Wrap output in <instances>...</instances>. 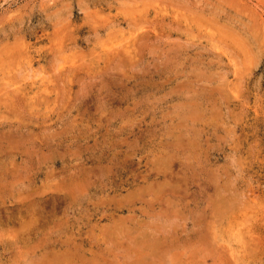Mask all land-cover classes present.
Segmentation results:
<instances>
[{"label": "rangeland", "instance_id": "1", "mask_svg": "<svg viewBox=\"0 0 264 264\" xmlns=\"http://www.w3.org/2000/svg\"><path fill=\"white\" fill-rule=\"evenodd\" d=\"M0 78V264H264V0H0Z\"/></svg>", "mask_w": 264, "mask_h": 264}, {"label": "bare ground", "instance_id": "2", "mask_svg": "<svg viewBox=\"0 0 264 264\" xmlns=\"http://www.w3.org/2000/svg\"><path fill=\"white\" fill-rule=\"evenodd\" d=\"M158 10L161 11V9H158ZM162 10H164V9H162ZM165 11H166V8H165ZM153 12H154V11H153ZM155 12H156V10H155ZM169 12H170V11H169ZM173 12H174V11H173ZM156 13H157V12H156ZM156 13H155V14H156ZM161 13H162V12H161ZM167 13H168V12H167ZM167 13H166V14H167ZM178 13H179V12H178ZM142 14H144V13H142ZM153 14H154V13H153ZM182 14H183V13H182ZM182 14H181V15H182ZM138 15H139V14H138ZM144 15H145V14H144ZM147 15H148V14H147ZM171 16H172V14H171ZM187 16H188V15H187ZM116 17H117V16H116ZM131 17L133 18V16H131ZM141 17H142V16H141ZM155 17H156V16H155ZM162 17H163V16H162ZM195 17H196V16H195ZM135 18H136V17H135ZM178 18H179V17H178ZM178 18H177V19H178ZM182 19H183V18H182ZM123 20H124V19H123ZM148 20H149V19H148ZM151 20H152V19H151ZM151 20H150V21H151ZM116 21L118 22V20H116ZM126 21H128V20H126ZM131 21H132V20H131ZM131 21H130V23H131ZM161 21H162V20H161ZM178 21H179V20H178ZM110 22H112V21H110ZM113 22H114V21H113ZM152 22H153V21H152ZM175 22H176V21H175ZM179 22H180V21H179ZM153 23H154V22H153ZM157 23H158V22H157ZM177 23H178V22H177ZM110 24H111V23H110ZM110 24H107V25H110ZM119 24L121 25V23H119ZM126 24H127V23H126ZM131 25H132V24H131ZM157 25H158V24H157ZM155 26H156V25H155ZM121 28H122V27H121ZM129 28H130V27H129ZM131 28L133 29V26H132ZM114 33H115V32H114ZM132 34H133V33H132ZM133 35H134V34H133ZM136 36H137V35H136ZM130 38H131V36H130ZM130 38H129V39H130ZM109 42H110V41H109ZM111 44H112V43H111ZM115 45H116V44H115ZM120 45H121V44H120ZM122 47H124V46H122ZM122 47H121V48H122ZM126 47H127V46H126ZM119 48H120V47H119ZM108 51H109V50H108ZM108 51H107V52H108ZM107 52H106V53H107ZM115 52H116V51H115ZM116 53H117V52H116ZM107 55H109V54L107 53L106 56H107ZM27 56H28V55H27ZM25 57H26V56H25ZM29 57H30V56H29ZM104 57H105V56H104ZM22 59H23V58H22ZM31 59H33V58H31ZM18 62H19V61H18ZM30 62H31V61H30ZM20 63H21V62H20ZM28 63H29V62H28ZM23 64H24V63H23ZM23 64H22V65H23ZM17 65H18V64H16L15 66H17ZM20 65H21V64H20ZM31 65H32V64H31ZM23 66H24V65H23ZM27 66H28V65H27ZM34 66H35V65H34ZM25 67H26V66H25ZM26 68H27V67H26ZM19 69H20V67H19ZM29 69H30V68H29ZM14 70H15V69H14ZM27 70H28V69H27ZM30 70H31V69H30ZM35 70H36V69H35ZM35 70H33V72H34ZM62 71H63V70H62ZM13 72H14V71H13ZM26 72H27V71H26ZM40 72H41V71H40ZM28 73H29V72H28ZM41 73H42V72H41ZM41 73H40V75H41ZM29 75H30V74H29ZM42 75H43V73H42ZM26 76H27V75H26ZM46 76H47V75H46ZM28 77H29V76H28ZM34 77H36L35 74H34ZM34 77H33V78H34ZM31 78H32V77H31ZM0 79H1V78H0ZM2 79H3V78H2ZM42 79H43V78H42ZM32 80H33V79H32ZM34 80H35V79H34ZM50 80H51V79H50ZM45 81H46V80H45ZM52 81H53V80H52ZM47 82H48V81H47ZM47 82H46V84H47ZM41 83H42V82H41ZM44 83H45V82H44ZM48 83H49V82H48ZM51 83H52V82H51ZM7 84H8V83H7ZM49 84H50V83H49ZM53 84H54V83H53ZM54 85H55V84H54ZM32 86H33V85H32ZM43 86H44V85H43ZM45 86H46V85H45ZM0 87H4V86H0ZM22 87H23V86H22ZM33 87H34V86H33ZM33 87H32V88H33ZM32 88H31V89H32ZM46 88H47V87H46ZM46 88H45V89H46ZM3 89H4V88H3ZM43 89H44V88H43ZM34 90H35V89H34ZM40 90H41V89H40ZM47 90H48V89H47ZM50 90H51V88H50ZM52 90H53V89H52ZM43 91H44V90H43ZM29 92H30V91H29ZM34 92H35V91H34ZM47 92H48V91H47ZM49 92H51V91H49ZM0 93H1V92H0ZM16 93H17V92H16ZM27 93H28V92H27ZM43 94H46V92H44ZM51 94H52V92H51ZM30 96H31V95H30ZM32 96H33V95H32ZM32 96H31V97H32ZM34 96H35V94H34ZM41 96H42V95H41ZM35 98H36V96H35ZM40 99H41V97H40ZM43 99H44V98H43ZM31 100H32V99H31ZM22 101H23V100H22ZM27 101H28V100H27ZM30 102H31V101H30ZM33 103H34V102H33ZM26 104H27V103H26ZM34 104H36V103H34ZM37 105H38V104H37ZM236 216H237V215H236ZM234 217H235V216H234ZM238 217L240 218V216H238ZM241 217H243V215H242ZM235 218H237V217H235ZM239 218H237V219H239ZM231 220H232V219H231ZM226 221H227V220H226ZM230 222H231V221H230ZM232 222H233V221H232ZM232 222H231V223H232ZM236 223H237V222H236ZM239 223H240V222H239ZM239 223H237V224H239ZM242 223H243V222H241V224H242ZM248 223H249V222H248ZM251 223H252V222H251ZM227 224H228V223H227ZM249 225H250V223H249ZM249 225H248V226H249ZM229 226H231V224H230ZM243 226H245V225H243ZM236 227H237V226H236ZM249 227H250V226H249ZM223 228H224V227H223ZM232 230H233V229H232ZM239 230H240V229H239ZM239 230H238V231H239ZM246 230H247V228H246ZM250 230H251V229H250ZM241 231H242V230H241ZM241 231H240V232H241ZM218 232H219V230H218ZM230 232H231V231H230ZM240 232H239V233H240ZM252 232H253V230H252ZM220 233H221V232H220ZM218 234H219V233H218ZM227 234H228V233H227ZM231 234H232V233H231ZM236 234H238V233H236ZM219 236H220V234H219ZM221 236H222V235H221ZM229 236H230V234H229ZM238 236H239V235H238ZM217 237H218V236H217ZM251 237H252V235H251ZM222 238H224V237H222ZM232 238H233V237H232ZM226 239H227V238H226ZM239 239H240V238H239ZM241 239H242V238H241ZM247 239H249V238H247ZM225 241H226V240H225ZM228 241H229V240H228ZM235 241H236V239H235ZM244 241H245V240H244ZM244 241H243V239H242V242H244ZM248 241H250V240H248ZM248 241H245V243L248 242ZM252 242H253V239H252ZM226 243H227V242H226ZM247 244H248V243H247ZM228 245H229V244H228ZM239 245H240V244H239ZM239 245H238V246H239ZM248 245H249V244H248ZM243 246H244V245H243ZM230 247H231V246H230ZM232 248H233V244H232ZM235 250H236V249H235ZM233 251H234V250H233ZM234 254H235V251H234Z\"/></svg>", "mask_w": 264, "mask_h": 264}]
</instances>
